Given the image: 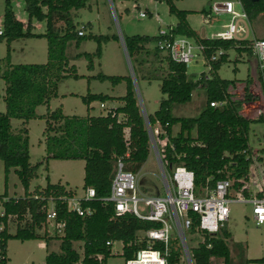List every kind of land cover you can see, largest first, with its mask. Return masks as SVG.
Listing matches in <instances>:
<instances>
[{
	"label": "trees",
	"instance_id": "trees-1",
	"mask_svg": "<svg viewBox=\"0 0 264 264\" xmlns=\"http://www.w3.org/2000/svg\"><path fill=\"white\" fill-rule=\"evenodd\" d=\"M4 1L0 40L5 41L7 53L0 58V79L5 83L3 95L5 110L0 111V160L3 163L5 182L10 169H14L24 188V196L20 197H9L7 187L1 193L8 197V201L4 203L7 213L16 215L19 223L15 233L6 234L5 238L7 240L14 236L21 240L59 239L60 251L49 252L45 264H75L80 258L73 247V243L77 241L83 242L82 264H98L92 255L107 254L105 243L108 240H123L125 243H130L123 253L129 258L145 246V242L134 241L137 231L158 226L130 213L116 216L114 204L105 200L110 193L117 159L123 161L126 170L136 174L146 162L150 152L144 117L137 104L132 77L104 73L96 75V78L108 79L114 85L122 80L126 82V91L120 97L90 92L82 96V100L87 104L95 100L104 103L117 99L122 102L120 106L109 107L105 114L66 115L61 106L54 110L48 107L50 100L58 95V84L62 79L80 77L76 66L69 64L65 54L67 43L74 41L78 47L84 40H95L97 47L93 53L77 54V57L86 58L88 67L92 68L93 58L101 57V43L109 39L119 41V36L115 33L86 35L84 26L76 28L71 11L90 8L91 0H23V9L27 14L25 25L14 12L13 0ZM164 1L168 5L169 13L176 17L175 33L194 38L209 46L206 50L207 55L218 48L226 51L233 48L239 53L247 52L252 55L248 47L249 41L209 39L200 36L187 21V15L191 11L178 9L173 0ZM241 1L250 21L264 13V0ZM125 10L129 11L128 8ZM33 21L45 23L43 33L33 32ZM87 24L91 25L89 22ZM79 31L82 32L81 35L78 34ZM20 38H45L46 62L12 64L10 43ZM159 39L158 35L123 36V47L129 60L133 62L131 68L134 78L138 74L149 80L157 77L152 71L144 73L143 65L148 60L144 56L150 54L147 45L156 43ZM160 52L161 50L155 45L152 55L157 57ZM226 58L227 52L213 63L210 79L205 80L202 72L197 80L192 81L187 76L185 64L172 61L167 54H164L166 68L159 89L167 95V98L162 99L158 109L148 115L150 124L154 125L157 122L161 124L173 144L174 149L167 146L164 151L167 164H182L190 169L194 174V191L198 194L206 186L213 188L216 181L223 178L232 179L234 189L241 188L248 178L252 163L248 137L251 124L258 119H250L240 114L236 109L240 105L239 102L229 99L227 89L233 80L222 79L217 74ZM162 60L161 57L160 62ZM250 81L247 83L249 84ZM199 84L205 87L206 101L198 115L174 116L173 104L189 102L193 89ZM248 84L244 88L245 100L251 96ZM225 98L229 100L223 106L210 105L211 101H221ZM39 105H47L46 113L42 115L36 113ZM37 117L45 119L43 130L45 162L49 159L84 160L83 188L91 186L96 192L93 199L83 202V205H90L94 209L90 216H79L68 210L63 198L74 195L75 190L60 181L50 182L48 175L45 186L28 190L31 180L37 176L38 163L30 162L27 123ZM12 119L22 121L17 131L12 129ZM176 124L179 128L173 134L172 127ZM125 128H128V138H125ZM50 198L55 201L57 220L65 223L62 235L55 233L48 236L46 231L43 234L37 232L45 222ZM27 215L29 218H26ZM191 215L194 217L193 231L196 221L195 215L193 213ZM22 220H25L24 223ZM231 236L225 228L214 235L204 234V241L191 248L193 264H214V259H221L222 264H233L227 245V240ZM238 249L241 255L238 264L264 263V258L242 257V246L240 245ZM179 263L180 253L174 248L171 251L169 264Z\"/></svg>",
	"mask_w": 264,
	"mask_h": 264
},
{
	"label": "rangeland",
	"instance_id": "rangeland-1",
	"mask_svg": "<svg viewBox=\"0 0 264 264\" xmlns=\"http://www.w3.org/2000/svg\"><path fill=\"white\" fill-rule=\"evenodd\" d=\"M215 1L221 0H173L178 9L191 11L187 15L189 24L203 37H209L213 32L222 31V25L227 23L229 16H215L210 11V6ZM139 7H135V5ZM90 8H82L80 10H72L71 15L76 28L85 27L84 33L92 34H117L119 41L109 39L101 43V57L93 58V67H88V61L84 57H77L80 52L93 53L97 47V42L93 39L84 40L79 47L74 41L67 43L65 54L69 60V64H74L77 73L80 75L78 79L64 78L58 84V95L53 97L49 102V107L54 110L61 106L62 111L66 115H99L105 114L107 108L114 105L112 102H104L106 108H101V101L95 100L87 104L82 100V96L87 93H107L111 95H123L126 90V82L124 80L117 84H112L108 79L100 80L96 78L99 73L107 75H130L133 79V89L137 104L141 112L146 115L153 114L159 107V102L167 98V95L159 89L161 78L165 75L164 51H161L157 57L152 55L153 47L157 43L147 45L150 50L147 62L143 65V72L152 71L157 75L156 78L148 79L138 74L134 78L131 68V61L128 60L127 54L122 46L124 35H158L160 30H168L169 25H175L176 17L168 11L167 3L162 0H91ZM5 8V1L0 0V17ZM125 8H128L127 12ZM238 8V7H237ZM145 10V17H139L138 11ZM18 13L26 18L23 10ZM157 14L160 20L154 17ZM208 20V23L206 22ZM91 25L88 26L87 23ZM61 25V23H58ZM251 34L258 37L264 36V13L250 21ZM45 23H41V28H36V32H43ZM11 60L12 64L18 63H45L47 60V41L45 38H25L17 39L12 43ZM6 43L0 41V58L7 53ZM227 58L221 64L217 74L222 79L233 80L229 86L230 100L239 102L236 107L237 111L243 116L250 119H258L250 126L248 144L250 154L264 155V113L263 109L264 92L260 91L258 83V72L256 59L247 52H237L231 48L227 51ZM161 57L163 58L160 62ZM208 65L205 63L203 55H198L194 61L187 65V76L192 81L199 78L201 72H208ZM142 72V73H143ZM212 75V74H211ZM251 80V81H250ZM247 81H250L248 84ZM248 84L250 92L249 99L245 98L244 88ZM5 83L0 79V111L5 110L3 100ZM206 101L205 87L197 85L193 91L191 100L182 104H173L172 114L174 116L194 117L197 116ZM47 105H39L36 108L38 115L46 112ZM20 119H12L11 125L13 131H17L21 127ZM29 129V153L30 162L38 163L37 176L33 178L29 185V190H34L38 186L46 185V176H49L51 182L64 183L68 187L75 190L76 196L84 194L83 176H84V160H59L49 159L44 161L46 157L45 137L43 130L45 127V119L37 117L28 121ZM178 124L173 127V132L178 130ZM251 163L248 172L247 185L252 191L259 188L258 175H264V163ZM174 165H168L167 169L172 172ZM138 186L144 193L165 195L164 188L160 179V170L157 164L155 154L150 150L146 162L138 172ZM68 181V183H67ZM7 187L8 193L12 197L24 196V188L20 183L14 169H10L5 182V174L3 163L0 161V194ZM194 191L195 195H202ZM230 217L223 228L231 233V238L227 240L230 249V255L233 264H238L240 253L238 247L243 248L242 257L248 259L264 258V225L257 226L251 217V207L241 202H231L229 204ZM26 218H29L27 215ZM25 220H22L24 223ZM48 229L53 233V224L48 225ZM11 234L15 231V224L9 226ZM40 234L44 233V227L37 229ZM49 234V233H47ZM62 235V231L59 232ZM53 235V234H52ZM174 235V232L172 233ZM51 236V234L49 235ZM185 236L189 248L196 246L202 241V235L192 231L185 230ZM73 247L82 255L83 242L77 241L73 243ZM113 250L118 255L108 257L105 264H124V257L121 256V245L115 242ZM60 251V240L51 238H35L31 240H21L12 236L7 240L8 264H45L46 255L49 252ZM214 264H222L221 259H214ZM264 264V263H258Z\"/></svg>",
	"mask_w": 264,
	"mask_h": 264
},
{
	"label": "built area",
	"instance_id": "built-area-1",
	"mask_svg": "<svg viewBox=\"0 0 264 264\" xmlns=\"http://www.w3.org/2000/svg\"><path fill=\"white\" fill-rule=\"evenodd\" d=\"M135 7H139L135 5ZM238 7V8H237ZM210 11L215 16L227 15L229 20L222 25L223 30L213 32L209 39L224 40H243L249 41L248 47L256 59L258 83L260 91L264 92V36L258 37L251 34L250 19L243 7L241 0H221L215 1L210 6ZM147 12L139 10L138 16L145 17ZM157 20H160L157 14H154ZM208 23V20H206ZM175 25H169L168 30H160L158 36L160 39L156 46L164 51L168 57L177 63L187 65L194 61L198 55H203L205 63L208 65V72L204 73V79L211 78L212 65L226 50L218 48L210 55L206 54L209 46L196 41L194 38L177 34L174 31ZM2 33V20L0 22V34ZM78 34H82L81 31ZM129 60V59H128ZM202 73V72H201ZM228 93L229 90L227 89ZM230 99V98H229ZM211 101V106H223L228 100ZM101 108H106L105 104L100 103ZM264 113V102H263ZM107 110H109L107 108ZM144 117L145 128L148 134L150 150L155 154L157 164L160 170V179L165 195L144 193L138 186V173H132L125 169L123 161L117 159L114 167V174L111 180L110 193L105 198L114 204L116 216L126 213L133 214L141 220H146L157 224L158 226L138 230L135 235V242H145V246L140 248L133 256L127 258L123 255L125 248L130 243L123 240H108L107 254L97 253L92 257L98 264H105L104 261L113 255H118L113 250V245L118 242L121 245V256L124 257V264H169L171 251L177 248L180 253L179 264H193L191 248H189L185 236L186 229H192L195 215L196 225L194 232L202 235H214L220 232L225 222L229 220L231 202H241L250 205L251 217L257 226L264 225V175H258L259 188L252 191L245 182L241 188H233V180L223 178L216 181L213 188L205 187L203 194H194V174L182 164H174L172 172L167 169L165 160V148L169 146L174 149L169 140L166 130L158 122L151 125L148 115L141 112ZM125 133V132H124ZM128 138V132L125 133ZM252 163L257 168L256 162L264 163L263 154H251ZM248 180V178H247ZM246 180V181H247ZM96 195L95 189L91 186L84 188L82 196H65L63 200L68 210L77 213L79 216L88 217L94 209L90 205H83L84 201L93 199ZM8 201L7 196L0 194V264H8L7 240L6 234H11L9 226L15 224L17 228L18 219L16 215L9 214L6 211L4 203ZM53 224V233L48 229L49 224ZM65 223L57 220V210L55 201L50 198L46 208V219L42 225L44 232L48 236L64 230ZM14 231V233H15ZM174 232V235L172 233ZM75 264H82L83 253Z\"/></svg>",
	"mask_w": 264,
	"mask_h": 264
},
{
	"label": "crops",
	"instance_id": "crops-1",
	"mask_svg": "<svg viewBox=\"0 0 264 264\" xmlns=\"http://www.w3.org/2000/svg\"><path fill=\"white\" fill-rule=\"evenodd\" d=\"M12 5H13V9H14V12H15V14H16V16H17V18L19 19V20H21L23 23H24V25L26 24V22H27V17L26 18H24V17H22L19 13H18V10H23V7H24V1L23 0H13L12 1ZM26 13V12H25ZM26 16H27V14H26ZM1 20H2V16L0 17V22H1ZM188 21V20H187ZM41 23L42 22H37V21H33V25H34V29H33V32H35V33H43V32H36L35 31V29L36 28H41ZM189 23V22H188ZM191 26V25H190ZM192 27V26H191ZM193 28V27H192ZM194 29V28H193ZM197 31V30H196ZM198 32V31H197ZM198 34L200 35V36H202L201 34H200V31L198 32ZM203 37V36H202ZM25 39V38H24ZM17 40V39H16ZM1 41V40H0ZM15 41V40H14ZM14 41H12L11 43H10V49H12V43L14 42ZM80 45V44H79ZM79 47V46H78ZM10 54H11V51H10ZM11 56V55H10ZM2 58V57H1ZM10 60H11V57H10ZM93 65H94V63H93ZM231 86V85H230ZM229 88V87H228ZM126 91V90H125ZM103 94H107V93H103ZM107 95H109V96H112V97H120V96H122V95H119V96H116V95H111V94H107ZM124 95V94H123ZM107 102H112L114 105H112V107H117V106H120V105H122V102L120 101V100H117V99H113V100H109V101H107ZM49 107V106H48ZM50 108V107H49ZM47 109V108H46ZM50 110H52L51 108H50ZM46 113V112H45ZM44 114V113H43ZM40 115H42V114H40ZM28 124V123H27ZM175 126V125H174ZM173 126V127H174ZM173 127H172V133L173 134H175L174 132H173ZM179 128V127H178ZM124 132L125 133H127L128 132V128H125L124 129ZM28 133H29V129H28ZM1 161V160H0ZM2 162V161H1ZM49 177V176H48ZM51 182V181H50ZM52 183H54V182H52ZM67 183H68V181H67ZM62 184H64V183H62ZM67 186V185H66ZM28 190H29V188H28ZM29 191H31V190H29ZM7 194H8V196L9 197H12V196H10L9 195V193H8V190H7ZM251 264H256V263H251Z\"/></svg>",
	"mask_w": 264,
	"mask_h": 264
},
{
	"label": "water",
	"instance_id": "water-1",
	"mask_svg": "<svg viewBox=\"0 0 264 264\" xmlns=\"http://www.w3.org/2000/svg\"><path fill=\"white\" fill-rule=\"evenodd\" d=\"M251 1H253V2H255V1H258V0H251ZM122 46H123V39H122ZM124 48V47H123ZM125 50V49H124ZM126 52V51H125ZM128 57V56H127ZM129 59V58H128Z\"/></svg>",
	"mask_w": 264,
	"mask_h": 264
}]
</instances>
